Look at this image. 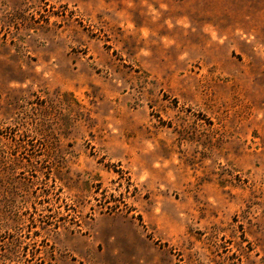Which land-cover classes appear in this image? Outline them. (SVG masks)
<instances>
[{"label":"rangeland","instance_id":"obj_1","mask_svg":"<svg viewBox=\"0 0 264 264\" xmlns=\"http://www.w3.org/2000/svg\"><path fill=\"white\" fill-rule=\"evenodd\" d=\"M0 264H264V0H0Z\"/></svg>","mask_w":264,"mask_h":264}]
</instances>
